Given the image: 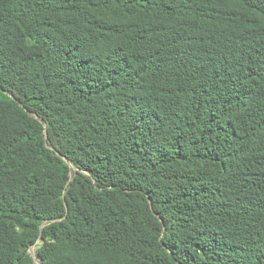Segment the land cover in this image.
Returning a JSON list of instances; mask_svg holds the SVG:
<instances>
[{
    "label": "trees",
    "instance_id": "trees-1",
    "mask_svg": "<svg viewBox=\"0 0 264 264\" xmlns=\"http://www.w3.org/2000/svg\"><path fill=\"white\" fill-rule=\"evenodd\" d=\"M0 264H264V0H0Z\"/></svg>",
    "mask_w": 264,
    "mask_h": 264
},
{
    "label": "rangeland",
    "instance_id": "rangeland-1",
    "mask_svg": "<svg viewBox=\"0 0 264 264\" xmlns=\"http://www.w3.org/2000/svg\"><path fill=\"white\" fill-rule=\"evenodd\" d=\"M29 251L34 256L36 263H39L40 258L38 257V247L36 245H33Z\"/></svg>",
    "mask_w": 264,
    "mask_h": 264
},
{
    "label": "water",
    "instance_id": "water-1",
    "mask_svg": "<svg viewBox=\"0 0 264 264\" xmlns=\"http://www.w3.org/2000/svg\"><path fill=\"white\" fill-rule=\"evenodd\" d=\"M35 117H37L40 121H43L42 118H39L38 116L34 115ZM67 162H69L67 159H66Z\"/></svg>",
    "mask_w": 264,
    "mask_h": 264
}]
</instances>
